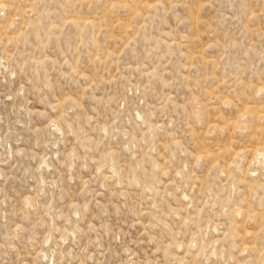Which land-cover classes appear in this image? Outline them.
<instances>
[{"label":"rangeland","instance_id":"obj_1","mask_svg":"<svg viewBox=\"0 0 264 264\" xmlns=\"http://www.w3.org/2000/svg\"><path fill=\"white\" fill-rule=\"evenodd\" d=\"M0 264H264V0H0Z\"/></svg>","mask_w":264,"mask_h":264},{"label":"bare ground","instance_id":"obj_2","mask_svg":"<svg viewBox=\"0 0 264 264\" xmlns=\"http://www.w3.org/2000/svg\"><path fill=\"white\" fill-rule=\"evenodd\" d=\"M252 152H253V150H252Z\"/></svg>","mask_w":264,"mask_h":264}]
</instances>
